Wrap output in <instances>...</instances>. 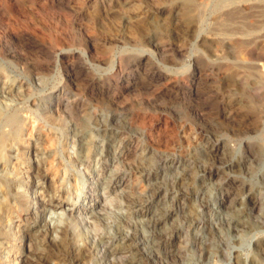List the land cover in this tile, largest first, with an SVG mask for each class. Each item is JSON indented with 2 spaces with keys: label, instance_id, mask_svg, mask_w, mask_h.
<instances>
[{
  "label": "rangeland",
  "instance_id": "1",
  "mask_svg": "<svg viewBox=\"0 0 264 264\" xmlns=\"http://www.w3.org/2000/svg\"><path fill=\"white\" fill-rule=\"evenodd\" d=\"M234 1L0 0V264H264V0Z\"/></svg>",
  "mask_w": 264,
  "mask_h": 264
},
{
  "label": "bare ground",
  "instance_id": "2",
  "mask_svg": "<svg viewBox=\"0 0 264 264\" xmlns=\"http://www.w3.org/2000/svg\"><path fill=\"white\" fill-rule=\"evenodd\" d=\"M127 1V0H126ZM223 1V0H222ZM229 1V0H228ZM230 1H232V0H230ZM237 0H235L234 2H236ZM239 1V0H238ZM237 1V2H238ZM187 2L188 3H190L191 2V0H187ZM224 2H226V1H224ZM233 2V3H234ZM239 2H241V1H239ZM243 2V1H242ZM246 2H247V0H246ZM245 2V3H246ZM254 1H252L251 3H253ZM231 3V2H230ZM230 3H229V5H230ZM244 3V2H243ZM248 3V2H247ZM257 3V2H256ZM263 3V2H262ZM224 4H226V3H223V6H224ZM235 4V3H234ZM241 4V3H240ZM261 4V3H260ZM122 5V4H121ZM222 5V4H221ZM244 6V5H243ZM263 6V5H262ZM37 7V6H36ZM240 7V6H239ZM248 7V6H247ZM253 7H255V6H253ZM252 7V8H253ZM126 8V7H125ZM251 8V9H252ZM258 8V7H257ZM124 9V8H123ZM193 9V8H192ZM220 9V8H219ZM229 9V8H228ZM248 9V8H247ZM246 9V10H247ZM196 10V9H195ZM241 10V9H240ZM243 10V9H242ZM118 11V10H117ZM197 11V10H196ZM202 11V10H201ZM264 11V10H263ZM232 12V11H231ZM242 12V11H241ZM119 13V12H118ZM117 13V14H118ZM194 13V12H193ZM243 13V12H242ZM108 14V13H107ZM121 14V13H120ZM187 14H189L188 15V22H189V24H188V27H189V29L192 31V32H197L196 30L197 29H199L198 28V23H199V17L198 16H195V14H191V13H189V11L187 12ZM236 14V13H235ZM122 15V14H121ZM128 16V15H127ZM224 16V15H223ZM227 16V15H226ZM226 16H224V18H226ZM122 17V16H121ZM201 17V16H200ZM228 17H229V15H228ZM227 17V18H228ZM126 18V17H125ZM247 18V17H246ZM115 19V18H114ZM131 19V18H130ZM182 19V18H181ZM66 20V19H65ZM121 20V19H120ZM132 20V19H131ZM227 20H229V19H227ZM119 21V20H118ZM185 21V20H184ZM230 21V20H229ZM132 22V21H131ZM186 22V21H185ZM202 22V21H201ZM228 22V21H227ZM67 23V22H66ZM119 23H121L120 21H119ZM259 23V22H258ZM132 24V23H131ZM203 24V23H202ZM243 25V24H242ZM132 26H134V25H132ZM199 26H200V24H199ZM5 27V26H4ZM128 28V27H127ZM137 28H139V26H137ZM165 28V27H164ZM131 29V28H130ZM147 29V28H146ZM201 29V28H200ZM14 30V29H13ZM111 30V29H110ZM118 30V29H117ZM200 30H198V32L196 33V40L195 41H201V43L200 44H206L207 46H208V49H210V51H213L214 52V49H215V39H217V38H215V37H211V38H203L202 40H200L201 39V34H200V32H199ZM16 32V31H15ZM112 32V31H111ZM174 32V31H173ZM17 33V32H16ZM152 33V32H151ZM23 34V33H22ZM28 34V33H27ZM26 34V35H27ZM113 34V33H112ZM143 34V33H142ZM141 34V35H142ZM156 34V33H155ZM207 34H209V33H207ZM31 35V34H30ZM127 35V34H126ZM131 35V34H130ZM153 35V34H152ZM190 35H192V34H190ZM132 36V35H131ZM138 36H139V34H138ZM215 36V35H214ZM225 36V35H224ZM204 37H205V35H204ZM56 38V37H55ZM123 38V37H122ZM126 38V37H125ZM129 39V38H128ZM151 39V38H150ZM231 39V38H230ZM57 40H58V38H57ZM229 40V39H228ZM16 41V40H15ZM134 41V40H133ZM193 41H194V39H193ZM216 41H219V39L218 40H216ZM57 42V41H56ZM221 42V41H220ZM223 42V41H222ZM244 42V41H243ZM38 43V42H37ZM231 43V42H230ZM236 42H234V44H235ZM252 43V42H251ZM22 44V43H21ZM61 44H63V42L61 43ZM219 44V43H218ZM2 45V44H1ZM59 45V44H58ZM236 45V44H235ZM193 46V45H192ZM199 46V45H198ZM228 46V45H227ZM27 47V46H26ZM25 47V48H26ZM56 48V47H55ZM69 48V47H68ZM196 49V48H195ZM198 49V48H197ZM37 50V49H36ZM77 50V49H76ZM80 50V49H79ZM135 50V49H134ZM138 50V49H137ZM222 50H224V48L222 49ZM4 51V50H3ZM66 51H68V53H69V51H71V50H61V51H59L58 53H57V55H56V61H57V65H59L60 64V59H61V57H62V55L63 54H65L66 53ZM141 51V50H140ZM193 51V50H192ZM122 52V51H121ZM121 52H120V54H121ZM127 52V51H126ZM133 52V51H132ZM132 52H130V53H132ZM189 52V51H188ZM197 52H199V50H197ZM143 53V52H142ZM144 53H146V52H144ZM3 54H4V52H3ZM119 54V55H120ZM124 54V53H123ZM127 54V53H126ZM139 54V53H138ZM146 54H148V53H146ZM199 54V53H198ZM202 54V53H201ZM200 54V55H201ZM12 55V54H11ZM51 55V54H50ZM82 55L84 56V57H88V53L87 52H83L82 51ZM113 55V54H112ZM116 55V54H115ZM149 55V57H152V56H150V54H148ZM22 56V55H21ZM191 56H193V55H191ZM212 56V55H211ZM104 57H106V56H104ZM111 57V56H110ZM109 57V58H110ZM144 57V56H143ZM154 57V56H153ZM214 57V56H213ZM96 58V57H95ZM155 58V57H154ZM111 59V58H110ZM109 59V60H110ZM28 60V59H27ZM96 60V59H95ZM104 60V59H103ZM212 60V59H211ZM224 60H226V59H224ZM86 61V60H85ZM122 61V60H121ZM156 61V60H155ZM154 61V62H155ZM207 61V60H206ZM26 62V61H25ZM100 62V61H99ZM117 62H118V56H116L115 57V59H113V61H112V66H111V70L113 71V69L116 67V65H117ZM191 62V61H190ZM212 62V61H211ZM227 62V61H226ZM225 62V63H226ZM229 62H231V61H229ZM119 63H121V62H119ZM186 63H187V61H186ZM189 63V62H188ZM228 63V62H227ZM214 64V63H213ZM231 64H232V62H231ZM2 65V64H1ZM10 65V64H9ZM108 65V64H107ZM190 65V64H189ZM188 65V66H189ZM228 65H230V64H228ZM30 66V65H29ZM118 66V65H117ZM183 67H186V66H183ZM109 68V67H108ZM250 68V67H249ZM185 69H187V67L186 68H184V70ZM181 70V69H180ZM179 70V71H180ZM188 70V69H187ZM229 70V69H228ZM178 71V70H177ZM189 71V70H188ZM107 72V71H106ZM118 72V71H117ZM183 72V71H182ZM231 72V71H230ZM184 73V72H183ZM186 73H187V71H186ZM110 74V73H109ZM180 74V73H179ZM226 74V73H225ZM174 76H175V73L173 74ZM177 75V74H176ZM195 77V76H194ZM170 78V77H169ZM172 78H173V76H172ZM7 92H8V90H7ZM143 123L146 125V124H148L149 123V120H147V118H144L143 119ZM148 126V125H147ZM240 221H241V219H240ZM244 221V220H243ZM245 222V221H244ZM33 232H35V231H33ZM32 232V233H33ZM121 248V247H120ZM117 249V248H116Z\"/></svg>",
  "mask_w": 264,
  "mask_h": 264
}]
</instances>
